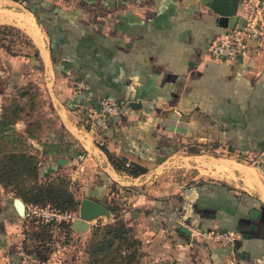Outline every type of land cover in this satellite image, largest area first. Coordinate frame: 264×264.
I'll list each match as a JSON object with an SVG mask.
<instances>
[{"label": "crops", "instance_id": "0c3cea01", "mask_svg": "<svg viewBox=\"0 0 264 264\" xmlns=\"http://www.w3.org/2000/svg\"><path fill=\"white\" fill-rule=\"evenodd\" d=\"M47 1L46 31L24 3L0 0V27L16 29L14 37L8 28L0 32L7 71L0 110L5 96L19 102L28 86L42 92L12 125L36 153L40 175L65 171L78 201L103 203L119 197L112 185L125 186L132 215L146 228L137 235L142 248L155 238H147L151 230L167 231L173 264H264V48L251 57L210 60V44L227 28L200 0ZM101 98L117 104V112L95 115ZM33 119L43 129L28 137L24 129ZM101 147L146 170L132 176L114 169ZM216 149L227 155L208 152ZM205 153L218 157L223 175L198 172L178 184L163 179L169 157L193 159L188 167L200 169L195 161ZM10 195L0 187V264H61L53 255L65 245L25 239ZM195 229H228L236 239L223 245L193 238Z\"/></svg>", "mask_w": 264, "mask_h": 264}, {"label": "trees", "instance_id": "16d2710c", "mask_svg": "<svg viewBox=\"0 0 264 264\" xmlns=\"http://www.w3.org/2000/svg\"><path fill=\"white\" fill-rule=\"evenodd\" d=\"M18 1L24 3L33 12L36 20L47 31L48 12H50L47 8L48 1ZM7 28L6 26L0 27V32L5 33V29ZM12 29L11 27L8 28V30ZM14 30L16 31V29ZM2 44L4 43L2 42ZM6 47H9V44H6ZM21 111H23V106L14 99H10L7 103H2L1 105L0 187L5 192H11L20 197L24 202H30L40 206L48 205L50 208L58 211H76L79 201L68 189V177L65 174H56L51 178L42 177L38 170V157L36 153L29 152L26 149L25 141L27 137H24L21 133L14 130L12 125L15 119L20 117ZM29 123L24 131L28 137H31L32 131ZM101 148L110 164L116 170H123L132 176L146 170L145 167L136 163L124 165L122 158L115 156L104 147ZM96 201L100 202L98 199ZM102 204L111 213H114V209L116 210L118 208L117 203L114 205L110 204L113 206L106 205L105 203ZM156 213L158 215V211ZM113 217L116 219L118 215L115 214ZM154 218L157 217H153V220L157 222L158 218L156 220ZM25 219L28 222L25 223L26 221L23 222L22 220V226L25 227H23L24 236H28L30 238L29 241L38 242L39 244L49 242L53 232V229L49 225L53 222H57V225L62 228L64 233L72 230L69 222L65 221L51 219L32 224L29 220L33 218ZM115 219L111 222H100L96 220V223L90 225V238L85 244V252L88 258L86 264H138L140 240L132 234L129 225L121 219ZM179 227L177 226L178 233L184 234ZM28 237L26 238L29 239Z\"/></svg>", "mask_w": 264, "mask_h": 264}, {"label": "rangeland", "instance_id": "374dc122", "mask_svg": "<svg viewBox=\"0 0 264 264\" xmlns=\"http://www.w3.org/2000/svg\"><path fill=\"white\" fill-rule=\"evenodd\" d=\"M9 32L11 33L10 34L11 37L16 36L15 31L9 30ZM8 37H10V36L8 35L7 38ZM19 43H20V45H24L21 42H19ZM16 48H18V47H16ZM28 87L30 88V86H28ZM29 88H26L27 91L25 92V98L19 101V103L23 106V111H21V114H24V115H29L30 108H31L30 104L33 102V99L35 97H38L39 101H41V98H42V92L37 90V89H39L38 87H36V89H29ZM33 92H35V96H33ZM4 98L6 100L5 103H7L9 101L10 97L5 96ZM40 120H47V118L44 117V118H41ZM48 123H50V121L47 122V126H48ZM51 126H52V128L57 130V126H56L55 122L52 123ZM29 127H30L32 132H34L36 130V127H39L38 129H41V130L43 129V127L41 125L36 126V121L34 119L32 120V122L29 123ZM183 149L188 152L192 148L186 146ZM205 149L206 148L203 147L204 151H205ZM208 152H211V153H213V155L219 156L220 158H223L225 155H227L226 153L224 154V152H222L221 149H216L215 151L209 150ZM213 155L205 153L204 155H201L200 157H198L196 159L195 163L201 162L200 163V165H201L200 169H197V168L194 169V168L188 167L187 163L190 164L191 162H194V161H192L193 159L185 158V157L182 158L181 156L178 157V156L173 155L172 157L168 158V161H165L163 163V165H164L163 168H165V169H162V171H161L162 174L164 175L163 179L164 180H166V179L170 180L173 182V184L174 183L178 184V183H181L183 181H189L190 180L189 177L192 174L198 173V172H200L202 174H206V172H208V173L212 174V176L223 175L222 172H220V169H223V166L217 165V164H219L218 157L214 158L215 156H213ZM214 159H216V160H214ZM206 161H211L213 163L217 162V163L215 166L210 165L208 167L203 163ZM180 162H184L183 165L177 164ZM64 172L65 171L61 170L58 174H64ZM237 174L238 173L235 172V175H237ZM180 179L183 181H181ZM112 187H113V189L118 188L119 193H120L119 197L113 198V199L111 197L110 200L105 199L103 201V203H105L106 205L109 204V206H113L114 204H116V201H117L118 208L116 210L114 209V213L110 212L108 218H106L102 215V216L98 217L97 221L111 222V221H113V219H115L113 216L115 214H117L118 218H116L115 220H118V219L123 220L127 225L130 226L132 234L137 239H139L137 235L138 234L141 235L142 230L144 231V230H146V228L144 229V227H143L142 217L136 219L137 215H135V216L132 215V209L134 207L131 205L130 202H128V198L126 197L128 189L125 186L115 187L112 185ZM11 194L12 195H10V197H18L16 195H14L13 193H11ZM111 200H115V201L112 203ZM110 204H113V205H110ZM137 208L139 211V207H137ZM20 218H21V220H23V222H25V221H26L25 223L28 222V220L25 219V217L20 216ZM154 219L156 220L157 218H154ZM29 221L32 224L39 222V221L34 220V219L29 220ZM97 221H94L92 223H96ZM18 223H20V222H18ZM49 226L51 229H53L52 236H50L49 242H53L56 245H62V244L65 245V248H60L57 252L55 251V255H53V256L55 258H58L61 264H86L88 258H87V253L85 252V244L88 241V239L90 238V232H91L90 227L85 233H76V232L74 233L72 230L70 232L64 233L62 228L57 225V222H53ZM158 231H159L158 234H157V232H155V234H154V232L152 230L149 233H147V238L148 237L149 238L155 237V238L153 239V241H151V244L147 247L146 250H144L142 248L143 243L139 239L140 240V243H139L140 255L138 258V264H173L174 252L172 251V249L170 247H168V246L165 247L166 242L169 243L170 239L172 241V238L167 233V231H165V230H161V231L158 230ZM26 237H28V236H26ZM26 237H25V239H27ZM27 240L29 241L30 238ZM25 248L28 250V247H25ZM43 256H45V255H43Z\"/></svg>", "mask_w": 264, "mask_h": 264}, {"label": "built area", "instance_id": "2783aa9c", "mask_svg": "<svg viewBox=\"0 0 264 264\" xmlns=\"http://www.w3.org/2000/svg\"><path fill=\"white\" fill-rule=\"evenodd\" d=\"M238 18L241 23L233 28L226 29L217 36L210 44L208 58L212 61H220L231 58L235 55L251 57L260 53L264 48V0H242L241 8L238 11ZM7 74L6 68L0 64V103L3 99L2 83ZM81 82L77 85L79 86ZM118 105L107 98H101L99 108L95 115L109 116L115 114ZM127 164V163H126ZM77 215L73 212L58 211L48 205H37L24 203L23 217L33 218L39 222L58 220L69 222ZM193 238L208 239L219 242L223 245H231L236 239V234L228 229L192 230Z\"/></svg>", "mask_w": 264, "mask_h": 264}, {"label": "water", "instance_id": "95a60500", "mask_svg": "<svg viewBox=\"0 0 264 264\" xmlns=\"http://www.w3.org/2000/svg\"><path fill=\"white\" fill-rule=\"evenodd\" d=\"M202 4L208 5L214 12L217 13L216 22L219 26L224 28H233L238 15L237 0H200ZM128 104L131 107L139 106V102L129 101ZM57 163H62V158H57ZM12 204L18 215L23 217L24 203L19 197L12 198ZM134 213V212H133ZM104 216L108 218V209L100 202L90 197H82L79 200L77 207V215L72 217L69 221V226L72 229L78 231H86L89 228V221L96 216ZM258 215V209L252 208L249 211V217L255 218ZM180 229L188 233V229L184 226H180Z\"/></svg>", "mask_w": 264, "mask_h": 264}]
</instances>
